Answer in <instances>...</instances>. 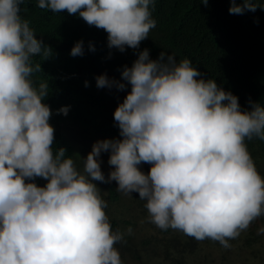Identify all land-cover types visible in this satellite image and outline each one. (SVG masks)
<instances>
[{"label": "clouds", "instance_id": "clouds-1", "mask_svg": "<svg viewBox=\"0 0 264 264\" xmlns=\"http://www.w3.org/2000/svg\"><path fill=\"white\" fill-rule=\"evenodd\" d=\"M25 2L0 0V264H123L115 245L133 230L112 229L107 202L93 181H115L116 191L138 193L157 228L224 248L264 215V178L245 142L264 140V106L249 99L242 109L236 95L204 78L189 59L177 62L165 51L156 59L147 48L139 51L121 72L126 83L104 74L95 78L97 88H130L113 112L120 139L94 142L82 168L63 147L54 152L52 110L43 102L49 83L32 80L41 71L32 57L45 60L52 50L21 16ZM155 4L36 0L40 9L77 15L103 29L107 46L121 52L148 38L156 26ZM258 7L264 10L253 0H231L228 11ZM83 54V41L75 42L70 55ZM103 152L113 166L107 179ZM142 163L150 165L147 173ZM37 177L46 183L32 182Z\"/></svg>", "mask_w": 264, "mask_h": 264}, {"label": "trees", "instance_id": "trees-1", "mask_svg": "<svg viewBox=\"0 0 264 264\" xmlns=\"http://www.w3.org/2000/svg\"><path fill=\"white\" fill-rule=\"evenodd\" d=\"M253 2L264 8V0ZM230 3L207 0L206 7L202 0H156L152 10L155 34L141 41L139 48L126 47L121 52L107 46L103 29L89 26L77 15L40 9L36 0H26L21 16L28 20L37 39L52 50L45 60L41 55L32 57L33 65L40 63L41 67L32 80L37 86L41 81L49 83L50 93L43 102L52 110L53 151L63 147L75 161L83 156V149H76L60 130L65 123L77 125L93 142L121 138L113 119L115 108L110 107L102 88L96 87L95 78L108 73L122 79L124 66L130 67L145 48L151 59L161 51L174 55L177 62L189 59L204 78L236 95L242 109L249 108V99L264 106V10L258 7L254 12L231 14ZM236 3L242 4V0ZM77 41H83L82 56L70 55ZM89 44L94 50H89ZM63 106H69L67 115L57 111ZM245 142L264 178V140ZM139 167L147 173L150 165ZM32 182L43 186L45 180L37 177ZM103 184L107 191L105 212L112 229L124 232L131 226L133 230L115 245L123 264H264V215L230 240L231 247L224 248L217 241L196 240L178 230L157 228L148 221L145 201L138 193L129 196L116 191L115 181Z\"/></svg>", "mask_w": 264, "mask_h": 264}, {"label": "rangeland", "instance_id": "rangeland-1", "mask_svg": "<svg viewBox=\"0 0 264 264\" xmlns=\"http://www.w3.org/2000/svg\"><path fill=\"white\" fill-rule=\"evenodd\" d=\"M155 34L154 30H150L149 32V35H153ZM105 75L110 78V79H114V80H117V81H120L122 83H126L125 81H123V79H119L117 77H120V76H116V75H112V74H108V73H105ZM130 88L126 87L124 90H118L115 86H113L111 89L109 88H102V92H104L106 95V97H108V101H111V105L110 107L112 108H116L117 105L119 103H121V101H123V98L125 97L127 91H129ZM109 104V102H108ZM60 130L65 133L68 141L76 148V149H83V156L80 158V160H76V165L78 168H82V165H83V161H82V158H84L87 153H89L91 151V146L92 144L94 143L92 141V139L90 138V136H87V133L84 132L81 128H79L77 125L75 124H70V123H65V124H62L60 126ZM119 139V138H118ZM108 153L107 152H103L101 153V156H100V161H101V164H100V167H101V171L104 173V174H107L108 176V173L110 170H112V167L111 165H109L107 163V160H108ZM94 183L97 184V187L101 190L100 192V195L101 197L107 201V191L105 189V186L102 182H99V181H93ZM46 183V181H45ZM44 183V184H45ZM130 249V248H129ZM132 251V250H131ZM129 257L128 255H126L125 258Z\"/></svg>", "mask_w": 264, "mask_h": 264}]
</instances>
